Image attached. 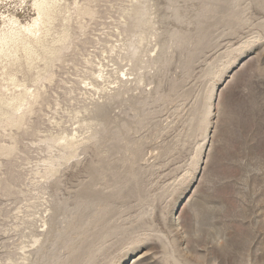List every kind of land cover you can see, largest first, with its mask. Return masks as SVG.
I'll return each mask as SVG.
<instances>
[{
	"label": "rangeland",
	"instance_id": "obj_1",
	"mask_svg": "<svg viewBox=\"0 0 264 264\" xmlns=\"http://www.w3.org/2000/svg\"><path fill=\"white\" fill-rule=\"evenodd\" d=\"M34 1L0 0V30ZM66 3L62 57L18 73L41 97L0 127V264H264V0Z\"/></svg>",
	"mask_w": 264,
	"mask_h": 264
},
{
	"label": "bare ground",
	"instance_id": "obj_2",
	"mask_svg": "<svg viewBox=\"0 0 264 264\" xmlns=\"http://www.w3.org/2000/svg\"><path fill=\"white\" fill-rule=\"evenodd\" d=\"M34 7L36 16L31 22L23 24L16 16L12 15L7 17L6 21L9 24L0 30V127L5 129L7 127L20 128L24 125L27 114L32 112L33 105L42 95L39 86L34 85L35 87L32 88L26 83L25 76L21 82L18 73L24 71L23 74H25V70L29 73L35 70L33 71L35 72L33 75L36 77L34 81L41 80L42 72L46 68H41L40 61H44L46 66L50 64L52 66L56 60H59L62 57L63 45L67 44L72 33L70 21L73 18V8L67 5L66 0H35ZM74 11L79 17L93 16L96 12L89 5L80 6L77 2ZM150 14L152 15V12ZM59 21H61L60 24ZM145 21L152 22L153 18L150 16ZM143 40L144 37L139 42ZM52 76L50 74L44 79H51ZM99 76L105 80L107 72L101 70ZM124 76L126 77L127 74ZM118 79L123 81V77ZM126 80L130 81V78L127 76ZM89 84L94 86L93 82ZM108 113V106H100L97 111L99 120L105 123ZM101 132L104 140L110 137L108 128L105 130L103 127ZM70 136H60L56 141L54 140V142L59 141L64 148L70 150L68 154L61 156L64 160H68L76 153L77 146L81 141L78 136ZM14 149V144H2L0 145V154L8 155ZM54 159L52 157L46 161L53 173L58 171L59 165H61V163L53 165ZM59 207V204H55L53 209L58 211Z\"/></svg>",
	"mask_w": 264,
	"mask_h": 264
}]
</instances>
